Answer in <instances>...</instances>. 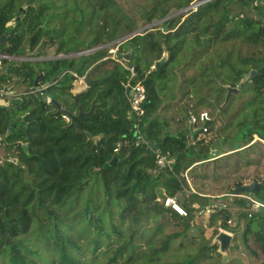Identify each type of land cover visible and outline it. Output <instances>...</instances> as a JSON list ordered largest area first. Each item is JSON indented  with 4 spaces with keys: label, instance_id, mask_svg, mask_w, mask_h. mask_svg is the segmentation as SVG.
<instances>
[{
    "label": "trees",
    "instance_id": "obj_1",
    "mask_svg": "<svg viewBox=\"0 0 264 264\" xmlns=\"http://www.w3.org/2000/svg\"><path fill=\"white\" fill-rule=\"evenodd\" d=\"M33 2L30 0L21 15L20 0H0V38L6 37L4 43L0 42L1 55H24V46L28 45L38 54L54 49L55 56H76L22 61L12 69L10 64L0 75V86H6L15 76L28 87L48 67L44 80L58 77L44 94L27 93L21 95L22 102L0 105V134L6 151L11 153L9 157L18 159L0 163V254L7 250L11 264H198L200 257L211 256L210 251L220 256L216 244L204 242L206 237L201 238L195 253L183 248L177 255L169 251L181 234L198 227L200 209L214 205L207 217L208 226L218 234L220 227L231 229L229 219L239 222L241 216L245 218L243 229L236 233L245 247L250 249L253 244L258 248L264 264V211L259 209L250 216V200L239 196L250 193H235L258 181V196L264 200V181L235 179L232 192L216 195L208 194L207 189L195 190L188 203L182 201L187 216L157 200L158 196L177 197L190 190V172L195 174L197 185L195 176L201 180L207 176L197 174L198 168L213 165V177L217 174L219 178L218 174L225 176L223 172L230 170L237 173L254 160L249 154V148L255 145L254 135L264 139V23L251 11L264 15V0H203L180 17L165 20L161 29L148 28L115 45L120 52L131 47L130 68L125 61L113 59L115 46L100 45L105 37L106 41L118 38L116 28L121 21L110 31L108 20H104L86 43L79 35L71 37L64 30L43 27L45 21L50 23L46 15L49 9L39 10ZM157 10L155 7L154 12ZM167 13L163 12L161 18ZM91 49L95 50L80 54ZM166 50L167 61L155 69V61ZM2 59L1 65L9 62ZM258 62L263 64L256 68ZM91 68V85L79 95L78 103L86 112L93 101L95 105L91 115L77 118L78 132L68 127L70 122L56 113L46 97L78 113L72 93L74 82ZM252 69L256 70L253 77L245 80ZM129 80L141 82L147 94L146 112L137 120V127L130 115ZM226 86L238 88L227 101ZM177 88L188 97L187 108L213 107L224 115L240 101L221 131L245 143L231 150L247 146L206 162L215 156L208 140L217 120L207 122L208 132L201 139L197 134L192 139L185 123L183 130L172 134L169 120L160 119L157 112L163 108L161 91L173 90L172 98L176 99ZM83 132L103 137L95 143ZM120 140H128V145L114 152ZM157 152H169L174 157L170 167L158 170ZM115 157L117 161L105 167ZM217 168L222 171L215 173ZM221 195L238 205L229 208L224 200L213 203L214 197ZM165 220L178 222L183 230L157 241L165 230ZM152 224L154 231H150ZM140 230L147 234H140ZM137 240H143L146 247L140 257ZM85 254L88 256L84 258Z\"/></svg>",
    "mask_w": 264,
    "mask_h": 264
},
{
    "label": "rangeland",
    "instance_id": "obj_2",
    "mask_svg": "<svg viewBox=\"0 0 264 264\" xmlns=\"http://www.w3.org/2000/svg\"><path fill=\"white\" fill-rule=\"evenodd\" d=\"M202 1L203 0H34L33 4L38 6L39 10L49 9L47 10L46 15L49 18L50 23L45 21L43 23L45 27H50L52 28V30L56 31L64 30L68 34V36L71 35V37H76L79 35L78 37L83 39L86 43H89L90 40L93 39V36L96 32L95 28H100L101 23H103L104 20H108L107 26L110 31L113 30L116 22L121 21L116 28L117 36L118 38H120L122 36L128 35L129 33H132V31L134 32L146 27L152 28L150 26L151 23H157L155 27L157 29H161L165 21L162 20L163 18H161V14L163 12H168L166 16L174 15L171 18L180 17L181 15H183V13L187 12L185 11L180 13V11H183L185 8L189 7L192 4L194 5ZM27 2H30V0H20V3L22 5L19 6L18 9H20L21 7H25L26 12L28 8V6H26ZM155 7H157L158 10L154 12ZM235 9L238 10V7L235 6ZM22 14L23 13L21 12V15ZM251 15L264 23V15L256 13V11L254 10L251 11ZM151 18H153V20L149 21ZM14 23L15 21H12L11 25H14ZM167 28L168 25L165 24V29ZM145 30L146 29L142 30V32H144ZM112 42L113 41H106L105 37L100 45H107L105 47L109 48L110 46L113 47L116 45L112 44ZM116 46L113 47V49L116 48ZM24 49H26V53L24 55H21L19 59L9 58L8 61H12H9L4 65H1V61L3 59L0 57V75H2L6 71L11 63L21 62L28 58L33 60V57H55L56 55L54 49H46L45 55L38 54L37 50L30 51L28 49V45H25ZM40 51L42 53V49H40ZM114 56L115 58L113 57V59L117 60V55L115 53ZM119 61L123 63V61L125 60L120 59ZM262 64V62H258L255 67L257 68ZM2 86L4 85H1L0 89ZM25 87L26 86L14 76L11 80H9V83L6 84L5 90L10 89L17 93L21 92V90L25 91ZM82 87H86V84L84 81L79 80L74 87V90H80L82 89ZM175 92L178 96L176 97V99H173V90L161 91L160 94L162 96L164 106L162 105L163 109L161 108L157 112L160 119L169 120V124L171 125V128L173 130L171 131L172 134H175L176 131L174 130V128H176L178 125L184 123L186 125L189 124V119L187 120L186 118L188 114V97L182 96V93L179 92L178 88L177 90H175ZM239 103L240 101L237 102V104L234 105L229 110V112L224 115L220 114V112H218V110H215L213 107L201 106L190 108L191 112L195 115H197L201 111H207L212 119L218 121L215 131L209 134L210 138L208 140L210 143H212L213 152L211 153L215 156L206 160V162L216 159L217 157H222L230 152L243 149L247 146L244 145L239 149L231 150L245 143H242V141L238 139L237 136H235L234 138L229 137L228 135L231 133H229L228 131H221V127H223L227 123L230 115L236 112ZM171 118H173V120ZM254 141L255 145L249 148V154L251 153L250 157H253L252 159L254 160H252L251 164L245 167L243 166L237 173H234L230 170L228 172H223V175L225 176L218 174L219 176H221L218 178L217 174H215L213 177L214 173L212 172V168L214 169V167L213 165H210V167L209 165H207L202 170L201 168H198L197 174L201 172L203 173L202 175L207 176L202 178V180H205L204 182H202L201 178H198V175L195 176L194 179H196L197 185H195L193 181V176L195 174H191V172L190 174L188 173V183L190 186V190L188 189L185 192L177 195V199L180 204L182 205V201H185L184 203H188L189 200H191V193L193 192V189L196 191H205V189H207L209 190L208 194L216 195L225 193V191L232 192L234 181L236 180L241 179L243 181H250L256 178L264 181V139L260 138L258 134H255ZM0 153L3 154L2 152ZM221 161L222 160H218L217 163H220ZM213 162L214 161L210 163ZM221 171V168L215 169V173H220ZM191 186L193 187L192 189ZM225 195H221L220 197L215 196L213 199V203H216V201L219 202V200H224L229 208L238 205L237 203L233 202L232 198L224 197ZM247 208L249 209V206H247ZM247 212L249 213V210H247ZM244 220L245 218L241 216L239 218V222H235L234 220H232L230 224L231 229H225L224 227L222 228L225 232L226 230L228 232H231V235L233 237V244L229 246L225 253L219 252V256L216 252L210 251L212 252L211 256L205 255L202 258L200 257L198 259V264H261L263 254L258 251V248L253 244H251L250 249L245 247L242 243V238L239 234L236 233L237 231H241L243 229L245 224ZM196 221L198 223V227L191 228L185 235L181 234V236L173 242L172 247L169 251L170 254L174 253L175 255H177L181 252L179 251V249L182 248L184 250H189L192 251V253H195V250L201 246L202 237H206V241L204 242L216 244L219 251V243L215 241V238L218 234H215L213 228L211 229L208 226L207 217H197ZM163 225L165 227V230L163 233L159 234L157 241H161V239H164L166 235L170 233H181V231L183 230V227L176 221L170 222L165 220L163 222ZM154 229L155 225L152 224L150 231H154ZM141 233L145 235L147 234V231L143 232L140 230V234ZM135 244L137 247V256L140 257V252L146 248L145 242L143 240H137L135 241ZM102 248H104V246H102ZM253 251H255V253ZM87 256L88 255L85 254L83 257L85 258ZM142 263H144V261H142ZM0 264H11L9 252L7 250L3 251V253L0 254Z\"/></svg>",
    "mask_w": 264,
    "mask_h": 264
},
{
    "label": "water",
    "instance_id": "obj_3",
    "mask_svg": "<svg viewBox=\"0 0 264 264\" xmlns=\"http://www.w3.org/2000/svg\"><path fill=\"white\" fill-rule=\"evenodd\" d=\"M29 5H30V2H27L26 3V6H29ZM198 5H199V3L194 4V5L192 4L189 7L185 8L183 11H180V13L185 12V11H187V10H189L191 8H194V7L198 6ZM19 10L22 13H25V7H21ZM173 16L174 15L166 16L162 20H167V19H169V18H171ZM17 19L19 20L20 17H18ZM156 24L157 23H151L150 26L151 27H154ZM148 28H150V27L142 28V29H139V30L134 31L132 33H129L128 35L122 36V37L114 40L112 42V44L120 45V44L126 42L129 38H131V37H133V36H135L137 34H140L142 32V30L148 29ZM5 39H6V37L4 35L1 36L0 42L1 43H4L5 42ZM98 48H101V47H97L95 49H98ZM95 49H91L90 51H93ZM80 54H84V52H81ZM131 55H132L131 47H129L128 48V51L125 52V53L120 52V51H117V58L119 60L120 59L125 60V62L127 63V67L128 68H130ZM168 55H169V52H168V50H166L165 53H164V55H163V57L161 59L155 61V64H154L153 67L155 69L159 70L163 66V64L167 61ZM1 56L2 55H0V57ZM60 57H63V56L58 55V58H60ZM132 69L135 70V68H132ZM91 72H92V68L87 71V73L85 74V76L83 78V80H84V82L86 84L85 89L79 90L76 93H73V96L75 98V105L78 108V113H73L72 111L66 109L64 107V105L61 102H59L57 99L51 98V101H50L51 104H53L56 107V113L65 114V115H67L70 118V123H69L68 127H75L78 132H80L81 130H80L79 126L77 125V122H76L77 118L79 116H83V115H91L92 112H93L94 105H95V101H93L90 110L88 112H86V111L83 110V108L81 107V105L78 103L79 95L81 93L87 91V88L91 85V82H92V80L90 79ZM255 72H256V70L255 69H252L249 72V74L247 75V77H246L245 80L250 79L251 77H253V75H254ZM38 80H39V77L36 78V83L35 84H38ZM55 82H56V78H54L52 80V85ZM225 88L228 90L227 97H226V101L228 100V98H229V96H230V94H231L232 91H235V92L238 91V88L237 87L232 88V87L226 86ZM48 89H49V87H45V88L41 89V92L42 93L47 92ZM131 94H132V91H130V95ZM19 102H22V99L20 97L13 98L11 100V103H19ZM187 117L190 118L189 113L187 114ZM11 130H13V127H11ZM191 130H194V127L193 126L191 127ZM83 133H85L87 135L88 140L94 141L95 143H97L103 137L102 135L93 136L92 134H90L88 132H83ZM158 147H159V145H158ZM115 161H117V158L116 157L114 159H112L109 163H106L105 164V167H108L111 164H114ZM260 189H261V184L258 181H253V182H251L249 184L244 185L243 187H240L239 189H237L235 191V193L236 194H241V193L248 192L250 194L255 195L256 201H258L261 204L260 210L261 211H264V200L261 197L258 196V193H259ZM232 240H233V237H232V235L230 233L225 232V231H220L218 233V235L216 236V238H215V241L219 243V252L220 253H225L227 251L228 247L231 245Z\"/></svg>",
    "mask_w": 264,
    "mask_h": 264
},
{
    "label": "built area",
    "instance_id": "obj_4",
    "mask_svg": "<svg viewBox=\"0 0 264 264\" xmlns=\"http://www.w3.org/2000/svg\"><path fill=\"white\" fill-rule=\"evenodd\" d=\"M117 51H118L117 47L112 49V52H114L116 55H117ZM90 52H91L90 50H87V51H84V54H88ZM61 56H63V55H61ZM1 58L9 59L10 57H9V55H2ZM132 71H133V73H132L131 78L134 76V70L132 69ZM80 80L82 81V79H80ZM126 88H127L128 100H129V104H130V115H131L132 119L134 120L135 127H137V120L142 118L146 112V109H145L146 99H147L146 89L141 82L132 83L130 80L126 84ZM130 91H132L131 95H130ZM2 95H3V92L0 91V98L1 99H3ZM46 100L48 103H51L50 102L51 97L47 96ZM6 102H8V101H6ZM63 117L68 122H70V118L67 115L63 114ZM210 120H211V117L207 111H201L197 115L190 114V122L193 125L200 123L202 125L201 130L203 131V133L208 132L207 122ZM127 145H128V140L118 141L115 148H114V152H118L122 147L127 146ZM10 160L17 162L16 157L10 158ZM3 161H4V158L0 155V163ZM173 162H174V157L172 155H170L169 152H167L166 154H162L160 152L156 153V164H157L158 170H164L165 168L170 167ZM239 196L247 197L250 200V206H249V209H250L249 215L250 216L253 212L260 209L261 204L258 201H256L255 195H253V194H249V195L241 194ZM157 200L159 202L164 203V205L166 207L171 208L172 210L176 211L181 216H187L188 215L187 209L180 204V202L178 201L176 196H166L164 198L161 196H158ZM193 207L197 210L200 209V206L198 204H193ZM213 207H214V205H212V207H206V209H204V210L200 209V214L202 215L201 217H208L210 215ZM228 222L231 224L232 221L229 219ZM219 230L224 231L222 229V227H220ZM226 232H228V231L226 230ZM228 233H231V232H228Z\"/></svg>",
    "mask_w": 264,
    "mask_h": 264
},
{
    "label": "flooded vegetation",
    "instance_id": "obj_5",
    "mask_svg": "<svg viewBox=\"0 0 264 264\" xmlns=\"http://www.w3.org/2000/svg\"><path fill=\"white\" fill-rule=\"evenodd\" d=\"M43 27H45L44 25H42ZM60 55V54H59ZM76 55H63V57H66V58H71V57H75ZM9 57L11 58V59H19L20 58V56H12V55H9ZM63 57H60V58H63ZM31 58V57H30ZM58 58V56H55V57H33V60H31V59H26V60H24V61H30V62H35V61H38V60H52V59H57ZM9 61H12V60H9ZM22 62V61H21ZM20 64V62H17V63H11V69L13 68V67H15V66H18ZM50 71V67H48L46 70H44L39 76H37V77H39V80H38V84H35L36 83V79H35V83L32 85V86H30V87H28V86H26L25 88V91L24 90H21V92H15L14 94H17V96H15V97H11V95H10V93H9V91L8 90H10V89H8V90H5V86H2L1 87V89H0V91H2L3 92V95H2V98L4 99V102L8 105L9 104V102L11 103V100L13 99V98H16V97H20L21 98V95H23V94H27V93H37V92H41V89H43V88H45V87H49V88H51V87H53L56 83H57V81H58V77L57 76H54V77H52L50 80H44V75H46V74H48V72ZM7 72H10V69H8V71ZM36 77V78H37ZM54 78H56V82L52 85V80L54 79ZM23 84V83H22ZM51 85V86H50ZM13 92V91H12ZM18 93H19V95H18ZM45 93V92H44ZM44 93H42L41 92V94H44ZM72 93H73V91H72ZM12 96H14L13 94H12ZM22 99V98H21ZM8 100V102H6V101ZM67 109V108H66Z\"/></svg>",
    "mask_w": 264,
    "mask_h": 264
},
{
    "label": "crops",
    "instance_id": "obj_6",
    "mask_svg": "<svg viewBox=\"0 0 264 264\" xmlns=\"http://www.w3.org/2000/svg\"><path fill=\"white\" fill-rule=\"evenodd\" d=\"M125 53V52H124ZM80 79H78V80H76L75 82H74V87L76 86V84H77V82L79 81ZM83 89H85V87L83 88L82 87V89H80V90H83ZM9 91V93H10V95H11V97H15V96H17V94H14L15 92L13 91V90H8ZM13 91V92H12ZM77 91H79V90H77V89H73V93L74 92H77ZM12 94L14 95V96H12ZM18 95H19V93H18ZM4 99H1L0 98V105H5V106H8L6 103H4V101H3ZM6 101V100H5ZM8 101V100H7ZM164 106V105H163ZM163 109V108H162ZM187 110H188V113H191V114H193L192 112H191V110H190V107H188L187 108ZM160 113V112H159ZM159 114H157V116H158ZM190 115V114H189ZM194 115V114H193ZM159 117V116H158ZM160 118V117H159ZM172 120H173V118H171ZM189 119V124L186 126V127H188L190 130H191V127L193 126L194 127V130H191V133H192V139H194L195 138V136H196V134L198 135L197 136V138L198 139H201L202 137H204V136H206L205 135V133H202L201 132V126H195V125H193L191 122H190V118H188L187 117V120ZM167 120V119H166ZM183 130V124H180V125H178L176 128H174V130L176 131H174L175 133H179V130ZM169 130L170 131H173L172 130V128H171V125H170V128H169ZM5 142H4V139H3V135H1L0 134V152H2L3 154H1L0 153V155L4 158V160L5 159H9L10 160V158L12 157L11 156V153L10 152H8V151H6V149H5V144H4ZM9 156H11V157H9ZM17 161H18V159H17ZM199 163H201V162H199ZM199 163H195L194 165H197V164H199ZM193 165V166H194ZM187 171H188V169H187ZM187 171H186V175H187ZM189 179V178H188ZM193 192H196L194 189H193ZM201 194V193H200ZM231 234V233H230ZM231 244H233V243H231Z\"/></svg>",
    "mask_w": 264,
    "mask_h": 264
},
{
    "label": "clouds",
    "instance_id": "obj_7",
    "mask_svg": "<svg viewBox=\"0 0 264 264\" xmlns=\"http://www.w3.org/2000/svg\"><path fill=\"white\" fill-rule=\"evenodd\" d=\"M58 55H59V54H58ZM58 55H57V56H58ZM60 55H62V54H60ZM83 78H84V77H81V78H79V79H82V81H84Z\"/></svg>",
    "mask_w": 264,
    "mask_h": 264
}]
</instances>
